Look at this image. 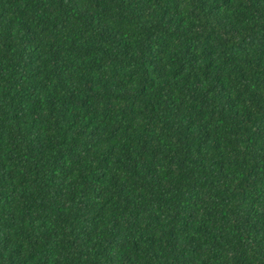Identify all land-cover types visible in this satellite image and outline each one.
I'll list each match as a JSON object with an SVG mask.
<instances>
[{
	"label": "trees",
	"instance_id": "16d2710c",
	"mask_svg": "<svg viewBox=\"0 0 264 264\" xmlns=\"http://www.w3.org/2000/svg\"><path fill=\"white\" fill-rule=\"evenodd\" d=\"M0 264H264V0H0Z\"/></svg>",
	"mask_w": 264,
	"mask_h": 264
}]
</instances>
